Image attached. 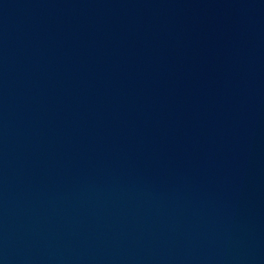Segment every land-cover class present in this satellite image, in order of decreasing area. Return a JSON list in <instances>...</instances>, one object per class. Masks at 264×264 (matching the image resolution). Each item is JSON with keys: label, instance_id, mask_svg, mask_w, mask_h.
Wrapping results in <instances>:
<instances>
[{"label": "water", "instance_id": "95a60500", "mask_svg": "<svg viewBox=\"0 0 264 264\" xmlns=\"http://www.w3.org/2000/svg\"><path fill=\"white\" fill-rule=\"evenodd\" d=\"M0 264H264V0H0Z\"/></svg>", "mask_w": 264, "mask_h": 264}]
</instances>
